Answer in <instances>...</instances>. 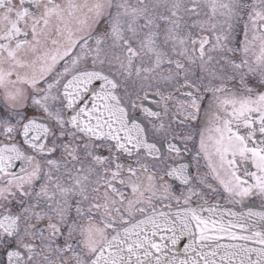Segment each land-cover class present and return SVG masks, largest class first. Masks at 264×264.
I'll return each instance as SVG.
<instances>
[{
	"label": "snow or ice",
	"instance_id": "snow-or-ice-1",
	"mask_svg": "<svg viewBox=\"0 0 264 264\" xmlns=\"http://www.w3.org/2000/svg\"><path fill=\"white\" fill-rule=\"evenodd\" d=\"M0 264H264V0H0Z\"/></svg>",
	"mask_w": 264,
	"mask_h": 264
}]
</instances>
